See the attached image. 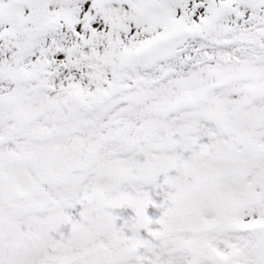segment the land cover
I'll use <instances>...</instances> for the list:
<instances>
[{
  "label": "snow or ice",
  "instance_id": "1",
  "mask_svg": "<svg viewBox=\"0 0 264 264\" xmlns=\"http://www.w3.org/2000/svg\"><path fill=\"white\" fill-rule=\"evenodd\" d=\"M0 264H264V0H0Z\"/></svg>",
  "mask_w": 264,
  "mask_h": 264
}]
</instances>
